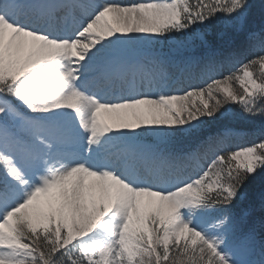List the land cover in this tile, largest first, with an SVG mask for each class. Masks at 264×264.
I'll use <instances>...</instances> for the list:
<instances>
[{"label":"snow or ice","instance_id":"snow-or-ice-1","mask_svg":"<svg viewBox=\"0 0 264 264\" xmlns=\"http://www.w3.org/2000/svg\"><path fill=\"white\" fill-rule=\"evenodd\" d=\"M0 264H264V0H0Z\"/></svg>","mask_w":264,"mask_h":264},{"label":"trees","instance_id":"trees-1","mask_svg":"<svg viewBox=\"0 0 264 264\" xmlns=\"http://www.w3.org/2000/svg\"><path fill=\"white\" fill-rule=\"evenodd\" d=\"M196 103H199V101H196ZM230 143L232 144V146L240 145L246 143V139L243 136L232 137L231 139H229V144Z\"/></svg>","mask_w":264,"mask_h":264},{"label":"rangeland","instance_id":"rangeland-1","mask_svg":"<svg viewBox=\"0 0 264 264\" xmlns=\"http://www.w3.org/2000/svg\"><path fill=\"white\" fill-rule=\"evenodd\" d=\"M120 2H122V3H128V2H130V0H120Z\"/></svg>","mask_w":264,"mask_h":264}]
</instances>
